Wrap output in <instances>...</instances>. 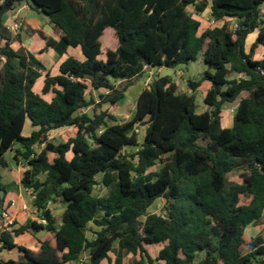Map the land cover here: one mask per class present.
Segmentation results:
<instances>
[{
	"label": "trees",
	"instance_id": "trees-1",
	"mask_svg": "<svg viewBox=\"0 0 264 264\" xmlns=\"http://www.w3.org/2000/svg\"><path fill=\"white\" fill-rule=\"evenodd\" d=\"M1 1L0 164L7 166L10 151L26 161L21 182L45 223L3 230L0 249L21 255L0 257V264H124L129 256L155 264L151 246H162L156 261L163 264H264V236L245 240L251 225L264 224V58H254L264 47V0ZM25 2L48 16L59 37L41 32L48 48L63 56L79 47L85 60L68 56L54 76L35 54L16 50L4 18ZM190 9H210L216 21L234 19L237 28L228 21L202 29ZM107 29L118 46L104 53ZM257 30L248 52L247 38ZM200 57L205 71L188 81L192 94L169 76L157 77L141 92L132 120L110 123L145 72ZM205 81L208 109L197 113L196 92ZM89 90L105 92L97 99ZM92 106V114L81 112ZM224 109L234 111L231 127L223 126ZM138 125L146 126L142 143ZM65 127H75V135L52 142V131ZM100 174L105 196L95 195ZM5 195L0 174L1 208ZM159 198L165 215L150 214ZM58 200L66 206L61 223L49 206ZM42 230L53 241H39L37 251L15 243Z\"/></svg>",
	"mask_w": 264,
	"mask_h": 264
},
{
	"label": "rangeland",
	"instance_id": "rangeland-1",
	"mask_svg": "<svg viewBox=\"0 0 264 264\" xmlns=\"http://www.w3.org/2000/svg\"><path fill=\"white\" fill-rule=\"evenodd\" d=\"M33 12H31L30 10H23L20 13V17L18 19L19 22L22 23V29L18 34H14L11 33L13 35L14 38V42H13V46L17 49V50H21V48H19V40L25 37H35V32H38L39 37L41 32L43 31H50V28L52 26L51 23L48 24H44V22L41 20V16H39V14L37 13V11L33 10ZM191 12H193L192 9H190ZM263 12H264V7H263ZM28 13H31L32 15H34V17L36 18L34 20V22H31L30 20H27V22L23 19L24 16H26ZM42 16H46L44 13H42ZM12 12L8 13V16H11ZM7 19V17H6ZM263 23H264V17H263ZM32 24H37L39 25L41 30H37L35 31L32 28ZM256 36L255 34L252 36V38ZM39 38H36V40H34L35 42L33 43V45H30V48H32L33 50H36L37 53H42V51H40L39 48ZM256 40V39H255ZM255 40L253 42H255ZM102 44H103V49H104V53H105V49H116L118 46V40L115 37L113 30L112 29H107L102 37ZM253 43H251V41L248 42L247 44V51H250V48L252 46ZM32 46V47H31ZM23 49V48H22ZM24 50V49H23ZM75 52V49H71V53ZM104 57V55L102 56ZM57 55L55 58H53L52 56H44V61L51 63V65L53 67H56V63L58 61ZM255 59H263L264 58V47L259 46L256 49L255 52ZM51 60V61H50ZM3 62L4 59L0 58V70L3 66ZM18 63L16 62V65ZM205 71V63L203 61V59L200 57L197 61L194 62H190L187 65H180L175 69H169V68H163L161 69V71L159 72L158 69H152L151 71H147L145 72V74L142 76L141 80L139 81V83H137L136 85H134L133 87H131L126 95V98L120 103L119 108L116 111H113V113L116 115L117 117V121H111V124H115V123H124L127 121H130L134 118L135 114H136V109H137V98L136 95L137 93L140 91V89L142 88L145 89L148 87V85L157 77H162V76H169L171 77L175 82H178L179 87L181 88V90L183 92H187L189 94H192L193 91L189 88L188 86V81L189 80H193V81H197L200 80V78L203 75V72ZM42 80H39L37 82V84L35 85V91L40 93L41 90V84H42ZM211 83L208 81H205L202 83L201 87L197 90L196 92V103L198 105L197 108V113H203L208 109V106L205 104V97L207 94L208 89L210 88ZM93 93L94 96L98 99V95L100 94V92H105V91H96V90H89L87 96L89 97V93ZM138 97V96H137ZM47 99H50V96H46ZM109 108L108 105L104 106V109ZM92 110H93V106L82 110L81 112H88L90 114H92ZM233 116H234V111H232L231 109H224L222 112V122H223V126L224 127H231L232 126V121H233ZM137 128L139 129V133H138V138L140 143L143 142L144 137H145V131H146V126H142V125H138ZM32 128L30 123L27 124V129L25 131V134H29L31 132ZM76 133V129L75 127H65V128H60L57 130L52 131L51 136H50V140L52 142H54L55 144L61 143V142H66L69 138L73 137ZM19 148L18 145L15 146V149ZM37 150H39V147H36ZM137 151V148H126L124 150L125 154H132L135 153ZM14 154L15 152L12 151L11 153H9L8 159H6V164L7 166L4 167L0 164V168H4V172H6L8 174V176H11V184H15L17 185V190H19L18 186H23L21 183V180L23 178L24 172L25 170H27L28 166L25 160H23V158H20L19 161H16L14 159ZM69 158H71V155H69ZM160 168V165H157L155 167H153L151 169V171H157ZM102 178L103 175L100 174L97 177V181H98V185L95 187V195L97 196H105L108 193V189L103 185L102 183ZM229 178L232 181H239L238 175L237 173H232L229 175ZM3 182L7 185L8 184V178L7 176H5V174H3ZM12 187H14V185H11ZM13 190L10 191V193H12ZM18 192V191H17ZM32 195H28L26 197V200L28 203L32 204L34 206L33 203V199L31 197ZM5 199V196H4ZM9 202L4 203V206L6 208V210L9 211ZM50 208H53V210L55 211V216L58 220L59 223L62 222V216L63 213L65 211V204L62 203L60 200H58L57 202H50L49 203ZM165 206H166V200L163 198H159L157 199L154 204L149 208L148 212L150 214H158V215H165ZM13 215V213H12ZM36 217V216H35ZM0 220H2V217L0 215ZM30 219H26L22 224H30L29 221ZM264 220V218H263ZM96 229L95 225L90 224L89 225V231H88V236L90 238H92L93 236V231ZM48 236V235H46ZM257 236H264V224L262 223H258V224H254L253 226L249 227L246 231L245 234V240L246 243H250L252 241V239H254ZM28 237H26V235H21L17 238V242L18 243H24L26 245L29 244V240L27 239ZM51 241H53V238L50 239ZM162 246H151L149 248V253L150 256L153 260H155V264H163L160 261H156V258L159 254V251L161 250ZM248 246H245L244 251H248ZM111 257H113L114 255L111 253L110 254ZM83 260L84 261H88L89 260V254L85 253L83 255ZM102 264H108L107 261H104ZM124 264H148L147 260H141V258L139 256H129L127 258H125L124 260Z\"/></svg>",
	"mask_w": 264,
	"mask_h": 264
},
{
	"label": "crops",
	"instance_id": "crops-1",
	"mask_svg": "<svg viewBox=\"0 0 264 264\" xmlns=\"http://www.w3.org/2000/svg\"><path fill=\"white\" fill-rule=\"evenodd\" d=\"M1 3H2V1L0 0V5H1ZM23 10H26V11L27 10H30L31 12H33L32 9L30 8V6L25 2L20 7H18L16 9V11L12 12V15L11 16H8V14L5 15V18H4V24H5V26L8 28L14 22L15 18H18L19 19L20 13ZM209 11H210V9L206 10L205 12H209ZM37 13L39 14V16H41V20L44 22V24L50 23L48 17L42 16V14L39 13V12H37ZM6 17H7V19H6ZM35 17L31 13H28L26 16H24L23 19L26 22H27V20H30L31 22H34V20L36 19ZM32 25H33L32 28L35 31L41 30L40 27H39V25H37V24H32ZM202 29H205V26H202ZM43 33H45L48 36L54 38L55 40H59V37L56 35L55 31L53 30V26H51L50 31H43ZM254 34L256 36H254L252 38V36ZM257 36H258V30L255 33L250 34L248 36L247 41H246V48H247L248 42L251 41V43H254L253 41L257 38ZM36 38H39L40 39L39 42H38L39 43L40 51H42V53H40V54L37 53L36 50H33L32 48H30V45H33V43L35 42L34 40H36ZM19 48H21V49L23 48L25 51L35 54L45 64V66L48 69L51 70V73L54 76H56V75L59 74V67H60L61 63L68 56H73V57H75L76 59H78L80 61H84L85 60V56L83 55V53H82V51H81V49L79 47L78 48L69 47L67 49V54H65L63 56H60L58 53H56V51H54L53 49L47 47L45 41L41 38V36L39 37L38 32H35V37H25V38L20 39L19 40ZM71 49H75V52L71 53ZM56 55H57V58L56 59H58V61L56 63L57 64L56 67H53L51 65V63H48V62L44 61V56H52L53 58H55ZM158 71L160 72L161 69H158ZM41 79H43V80H42V84H41L40 90H42L43 84H44V78H40L39 80H41ZM176 84L179 87L178 82H176ZM143 90L141 88L140 91L137 93V95H136V98L137 99L139 98V96H140V94H141V92ZM100 91H102V90H100ZM100 93H103V92H100ZM28 123H30V122L28 121L27 124ZM27 124H26V127L24 129V133H23L26 136H28L31 133L30 132L29 134H25V131L27 129ZM11 152L12 151L8 152L5 155V160L8 159V156L7 155L9 153H11ZM0 174L2 176V179H3V174H5V176H7V178H8V184L7 185L2 180V182L5 185V189H6V195H5L4 203L9 202V204H8L9 205V212H10L11 218L12 219H15V224H16V225H12V226H10V225L7 226V224L5 223V221L3 219L0 220V233L3 230H5V229L12 230V229H14V228H16V227H18L20 225H24V224H22L23 222H21V221H24L26 219H30L29 220L30 221L29 223H32L34 221L40 222V219L38 218V215H37V212H36L35 207L32 204L28 203L27 200H26V197L28 195H31V193L29 191H27L23 186H18L19 190H17V185L11 184V181H10L11 180V176H8V174L6 172H4V168H0ZM11 185H14V187H12ZM11 190H13L12 193H10ZM12 202L14 204H13V206H10ZM24 205L27 206V209L26 210L23 209V206ZM2 208H5L4 204H3V207ZM12 213H13V215H12ZM54 213H55V211H54ZM0 215H1V213H0ZM251 226H253V225H251ZM25 235H26V237H28L27 239L29 240V244L28 245H26L24 243H18L17 242V238L18 237L15 238V243L18 246H25V247H27L29 249L34 250V251L39 250V247H40V242L39 241L50 240L51 238H53V234H51L50 232H47L46 230H42V231L37 232V233H34V234L26 233V234H24V236ZM46 235H48V236H46ZM20 255H21V253L19 252L18 249H14V250H7V249H2L1 250L0 249V257L2 259H4L5 261L10 260V259L17 260Z\"/></svg>",
	"mask_w": 264,
	"mask_h": 264
},
{
	"label": "built area",
	"instance_id": "built-area-1",
	"mask_svg": "<svg viewBox=\"0 0 264 264\" xmlns=\"http://www.w3.org/2000/svg\"><path fill=\"white\" fill-rule=\"evenodd\" d=\"M193 17L198 20L201 23V27L205 26V29L208 28H215V27H220L223 26L225 24V22L230 21L231 22V26L233 29L237 28V23L234 19H227L225 21H216L212 16H211V11L209 12H203L201 14H196L195 12H193ZM22 29V23L18 21V18H15L14 22L8 27V30L11 33L17 34L21 31ZM136 133L138 134L140 131L139 129L136 127ZM32 195V194H31ZM33 200H35V196L32 195L31 196ZM13 202L11 203L10 206H13ZM23 209L26 210L27 206L24 205ZM0 213L2 215L3 220L5 221V223L10 226L15 224V219L11 218L10 212L8 210H6L5 208H1L0 207ZM40 222L45 223L44 220H40Z\"/></svg>",
	"mask_w": 264,
	"mask_h": 264
}]
</instances>
